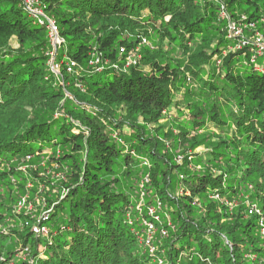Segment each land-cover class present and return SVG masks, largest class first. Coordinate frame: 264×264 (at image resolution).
Segmentation results:
<instances>
[{
  "label": "trees",
  "instance_id": "16d2710c",
  "mask_svg": "<svg viewBox=\"0 0 264 264\" xmlns=\"http://www.w3.org/2000/svg\"><path fill=\"white\" fill-rule=\"evenodd\" d=\"M43 1L76 65L0 0V264H264V64L220 18L264 0Z\"/></svg>",
  "mask_w": 264,
  "mask_h": 264
},
{
  "label": "built area",
  "instance_id": "2783aa9c",
  "mask_svg": "<svg viewBox=\"0 0 264 264\" xmlns=\"http://www.w3.org/2000/svg\"><path fill=\"white\" fill-rule=\"evenodd\" d=\"M19 5L22 9H24V11L29 15V17L33 18L40 26H44L47 30L50 39V45L52 47V51L49 53V62L51 63L52 70L54 72H57L58 69H60V67L62 66V64H65L67 72L72 73L74 70V66L76 65L75 61H63V59L58 61L56 60L58 46L63 43V39L61 34L59 33V26L56 23L55 19L50 17L47 10V6L46 4H44V1L19 0ZM220 14V18L227 21L226 28L228 38L233 39L235 43V45L231 47L232 50H243L246 47H249L253 50V61L261 57L263 59L264 64V33L256 32L252 38H248V36L244 33L243 26L232 19L231 15L227 13V10L224 5L221 6ZM138 59H140V56L138 54L131 53L128 57L129 61L127 66H131V64H138ZM96 61L99 62L98 59ZM262 70L264 71V65L262 66ZM27 204L28 203H26L25 199H23L19 201L17 207L19 210H21L22 208H26L28 211L33 210L32 204L30 203L29 206H27ZM155 212L156 210L154 207L149 209V214L152 215L154 218L159 219ZM145 225L147 227L145 230L147 238L146 240H143V238L140 239L145 246L151 247L153 250L154 247L151 246V238L155 234L154 232L156 230V227L155 224L151 221H146ZM169 225H171V223H169ZM34 231L37 233H46V229L40 227L39 225H34L33 232ZM162 232L163 235L167 233L165 229L162 230ZM161 264L163 263L161 262Z\"/></svg>",
  "mask_w": 264,
  "mask_h": 264
},
{
  "label": "rangeland",
  "instance_id": "374dc122",
  "mask_svg": "<svg viewBox=\"0 0 264 264\" xmlns=\"http://www.w3.org/2000/svg\"><path fill=\"white\" fill-rule=\"evenodd\" d=\"M248 36V35H247ZM248 38H252V37H248ZM16 43V42H15ZM141 50V49H140ZM140 50L138 49V55L141 57V53H140ZM131 65H133V64H131ZM128 70L131 68V66H127L126 67ZM145 70H148L149 68L146 66L145 68H144ZM179 161L181 162L182 160L181 159H179ZM25 169V168H24ZM41 203V202H40ZM228 203L230 204V205H239L241 202L240 201H238V200H232V199H228ZM27 206H29V204H27ZM249 207H251L250 209H252L251 211H255V210H257V208L255 207V206H253L252 204H250L249 205ZM25 209V208H24ZM17 211H19V209L17 208ZM32 211V210H31Z\"/></svg>",
  "mask_w": 264,
  "mask_h": 264
}]
</instances>
